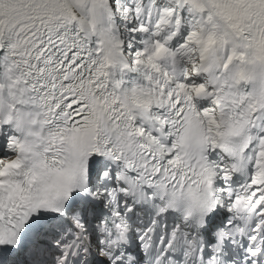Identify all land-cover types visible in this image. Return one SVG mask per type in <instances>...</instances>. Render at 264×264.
<instances>
[{"label": "snow or ice", "instance_id": "1", "mask_svg": "<svg viewBox=\"0 0 264 264\" xmlns=\"http://www.w3.org/2000/svg\"><path fill=\"white\" fill-rule=\"evenodd\" d=\"M0 264H264V0H0Z\"/></svg>", "mask_w": 264, "mask_h": 264}]
</instances>
